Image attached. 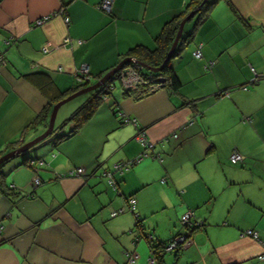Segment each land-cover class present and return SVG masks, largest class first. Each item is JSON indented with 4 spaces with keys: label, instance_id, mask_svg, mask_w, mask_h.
<instances>
[{
    "label": "crops",
    "instance_id": "0c3cea01",
    "mask_svg": "<svg viewBox=\"0 0 264 264\" xmlns=\"http://www.w3.org/2000/svg\"><path fill=\"white\" fill-rule=\"evenodd\" d=\"M188 1L112 0L107 13L101 0H0V155L45 130L48 120L29 125L48 102L73 93L82 64L86 86L131 48H154ZM181 44L168 61L177 90L163 84L138 95L112 82L73 134L48 136L2 165L11 189L0 190V264H264V0H216ZM144 150L141 161L112 172V188L102 172ZM77 167L84 173H71ZM186 212L196 229L181 223ZM177 234L187 246L160 249Z\"/></svg>",
    "mask_w": 264,
    "mask_h": 264
},
{
    "label": "trees",
    "instance_id": "16d2710c",
    "mask_svg": "<svg viewBox=\"0 0 264 264\" xmlns=\"http://www.w3.org/2000/svg\"><path fill=\"white\" fill-rule=\"evenodd\" d=\"M215 1L216 0H206L201 5V7L196 11V13L194 14V17H193L194 19L192 18L193 19L192 20L193 21V25H192L190 31L185 33V35H181V37L179 39L180 41H178L177 45L175 46V48H174V50L172 52V56L177 54V52L180 49V46L182 45L181 44L182 42L184 43L185 41H188V39L191 37L195 27L207 16V13H208L209 9L212 7V5H213V3ZM201 2H202V0H189L188 4H187V8L188 9H187L186 12H183V16L185 14H187L191 9H194L197 6H199V4ZM181 15L182 14H179V15L175 16L172 20H170L169 22H167L163 26L161 32L156 37V44H155L154 48L149 49L147 47L138 45V46H135V47L131 48L129 50V53H128L127 56L133 57L136 60L144 62V63H146V64H148L150 66H160L163 63V61H164V59H165V57L167 55V52L169 51V49L171 47V44H172L173 39L175 37V34L177 32L179 21L183 17V16L181 17ZM118 72L115 73L114 76L110 77L100 87L96 88L95 90L87 92L86 93V94H88L87 99L81 105H79L66 119H64L62 121V123L56 128V130H55V127H54L52 132L48 136H52V139L54 141H60L62 139H65L67 136L73 134L76 131V129H78L81 126V124L85 120H87L96 111L97 107L99 106V104L101 102V99H103V96L110 94L111 91L110 92L108 91L107 85L112 83L118 77V75H117ZM149 73H151V72H149ZM149 73H146V74L149 75ZM150 75H153V76L160 75V76H162L164 78V85L169 86L173 90H177V88L180 85V82H179L175 72L170 67L169 63L166 64L163 67L161 72L153 73V74H150ZM84 85L85 84H79V85L76 84V86L73 88V92L78 90V89H80V88H82ZM138 95H141V94H138ZM53 104H54V102H48L47 105L37 114L36 119L29 126L32 127V126H34L36 124H40V123H44L46 125ZM67 125L69 126V128H68L67 131H64L62 128L66 127ZM16 145L17 144L14 141L10 143V147L12 149H14ZM24 152L22 154H24ZM35 158L36 157H30V158L26 157L24 163H26V161L28 159L29 160H31V159L34 160ZM6 161L0 163V190L3 193H5L6 190H10L11 189V187L9 188L8 186H5L4 181L2 179L3 178V172H2L1 169H2V165ZM129 198H128V204H129ZM122 211L123 210H121L120 212L115 214V216L118 215L119 213H121ZM131 211L134 212V210H131ZM137 219H138V217H137ZM180 221H181V218H180ZM183 225L185 227H187V229L194 230V229L197 228L196 226H193V225L192 226L185 225V224H183ZM141 235L148 237L151 240L150 242H152V236L150 234H141ZM155 247L157 249V247H158L157 244L156 245L153 244L152 249H154ZM162 247H163V244L160 247L161 250H163ZM156 249H155V251H152V255L155 254V258L157 259V254L159 252L157 253Z\"/></svg>",
    "mask_w": 264,
    "mask_h": 264
},
{
    "label": "built area",
    "instance_id": "2783aa9c",
    "mask_svg": "<svg viewBox=\"0 0 264 264\" xmlns=\"http://www.w3.org/2000/svg\"><path fill=\"white\" fill-rule=\"evenodd\" d=\"M111 5H112V0H101L99 7L102 10H104L105 12L109 13L111 11ZM47 18H48V16L36 18V20L33 22V24L41 25ZM65 20L67 21V17H65ZM193 54L195 57L201 56L199 49L195 50L193 52ZM4 64H5V56H4L3 52L0 50V67H2ZM117 75H118L117 78L121 82L122 88L126 91L132 90L135 92V94H141V93H145V92L154 91L155 89H158L160 86H162L164 84V82L160 81L162 76H160V75L153 76V75H150V74L148 75V74L144 73L142 66L137 62H131V63L123 66L119 70ZM74 78H75V83L77 85L86 84L87 82H89V78H90L89 66L87 64H82L80 66V68L75 72ZM113 86H114L113 83H110L109 85H107V89L109 92L113 89ZM243 88H245V87H243ZM106 96L107 95H104L103 99ZM122 120L125 123L134 121V119H132V118L130 119L127 116L122 117ZM137 139L142 143V145L145 148L151 147V144L149 142H147V140L145 138L144 132L140 131L137 135ZM147 155H148V153L144 150L137 157H135L131 160L114 164L112 171L104 170L103 174L107 177V180H108V183L110 184V186L112 188L116 187V182H115L113 175H112L113 171L121 173V172H123V170L129 168L132 164H134L135 162L139 161L140 159H142L143 157H145ZM157 157H159V155H157ZM229 159L232 163H236L242 159V156L238 152L234 151L231 153ZM31 163H32V161H30V164ZM71 173H74L75 175H79V174L84 173V171H83L82 167H77ZM34 182L37 184L39 182V178L35 177ZM134 202H135V199L133 196H131L129 198V208L131 210H134V208H135ZM121 210H122V208L113 210V211H111L110 214H111V216H115V214H117ZM191 216H192L191 212H186V213L182 214L181 215V222L185 225H190V226L199 225L200 222H198V221H196V223L193 222L191 220ZM246 234L257 238V234L251 229H247ZM188 240L189 239L186 235L178 234V235L174 236L171 240H169L168 242L163 244L162 248L164 251H178L179 249H182L183 247L188 245V243H189ZM258 257L264 258V254H261ZM128 258H129V261L132 262L134 257L132 254H130ZM149 260L151 262L154 261V257L152 254H151V257L149 258Z\"/></svg>",
    "mask_w": 264,
    "mask_h": 264
},
{
    "label": "water",
    "instance_id": "95a60500",
    "mask_svg": "<svg viewBox=\"0 0 264 264\" xmlns=\"http://www.w3.org/2000/svg\"><path fill=\"white\" fill-rule=\"evenodd\" d=\"M206 0H202V2L199 4V6H197L195 9H192L185 17H183L179 23V27L177 30V33L174 37V40L172 42V45L169 49V51L167 52V55L163 61V63L160 66H150L144 62L138 61L133 57L130 56H126L123 59H121L115 66H113L110 70H108L107 72H105L100 78L97 79L96 82L92 83V84H88L76 91H74L73 93L69 94L68 96L58 100L57 102H55L51 108V112L49 115V119H48V123L47 126L45 128V130L37 135L36 137L32 138L31 140L25 142L24 144H22L21 146H19L18 148L12 149L6 153H4L3 155L0 156V163L13 158L17 155H19L20 153H22L23 151L27 150L29 147H31L32 145L38 143L39 141H42L43 139H45L46 137H48V135L52 132L53 128H54V121H55V116L57 114V111L59 109V107L64 104L65 102L71 100L72 98L87 93L89 91L95 90L96 88L100 87L102 84H104L110 77L114 76L115 73H117L123 66L131 63V62H137L139 63L142 68L149 70L152 73H158L161 72L163 67L168 64V61L171 59L172 56V52L175 48V46L177 45L182 31H183V26L185 24V22H187L194 14L195 12L201 7V5L205 2ZM160 81L164 82V78L162 77L160 79Z\"/></svg>",
    "mask_w": 264,
    "mask_h": 264
},
{
    "label": "rangeland",
    "instance_id": "374dc122",
    "mask_svg": "<svg viewBox=\"0 0 264 264\" xmlns=\"http://www.w3.org/2000/svg\"><path fill=\"white\" fill-rule=\"evenodd\" d=\"M147 71V70H146ZM115 87L116 89H120L121 87V82L118 78H116L114 81ZM88 95V94H87ZM86 93L85 94H81L78 95L74 98H72L71 100L67 101L66 103H64L61 107V109L59 111H57V114L55 116V121H54V126H55V130L56 128L62 123V121L68 117V115L71 113L72 110H68V114H66L67 116H63V110H65V108H67L68 106H70L71 104H75L77 103V106L81 103V101L86 98ZM63 130H68L67 127L62 128ZM15 159V158H14ZM13 159V160H14ZM141 161V160H140ZM139 162V161H138Z\"/></svg>",
    "mask_w": 264,
    "mask_h": 264
}]
</instances>
